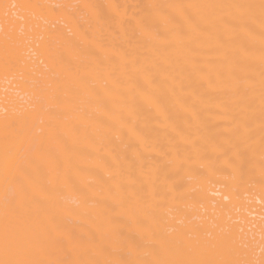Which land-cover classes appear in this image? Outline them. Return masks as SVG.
Returning <instances> with one entry per match:
<instances>
[{
	"label": "bare ground",
	"instance_id": "obj_1",
	"mask_svg": "<svg viewBox=\"0 0 264 264\" xmlns=\"http://www.w3.org/2000/svg\"><path fill=\"white\" fill-rule=\"evenodd\" d=\"M0 264H264V0H0Z\"/></svg>",
	"mask_w": 264,
	"mask_h": 264
}]
</instances>
